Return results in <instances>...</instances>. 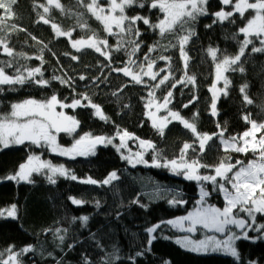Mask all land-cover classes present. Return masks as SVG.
Returning <instances> with one entry per match:
<instances>
[{
  "label": "trees",
  "instance_id": "trees-1",
  "mask_svg": "<svg viewBox=\"0 0 264 264\" xmlns=\"http://www.w3.org/2000/svg\"><path fill=\"white\" fill-rule=\"evenodd\" d=\"M45 2L46 0H17L13 5L15 17L9 23H14L26 31L12 32L9 46L16 52H24L27 57L32 58L17 57L13 67L7 68L6 71L15 74L16 68L21 65H27L29 68L40 66V61L35 57L40 55L41 48L47 45L43 51L44 60L47 61L43 65V71L44 78L50 80V85L41 88L34 83H28L24 86H15L16 91H7V86H4L5 91L0 93V114L9 112L11 103L26 98L45 99L55 94L64 103H71L74 98H78L82 100V104H87L88 102L80 95L87 94L92 102L101 106L112 122L101 121L90 107L64 109L58 107L59 111L75 116L80 121L79 134L75 135L74 139L84 133L115 136L116 126H119L136 137L153 141L164 158H177L183 142L194 140L193 134L184 129L179 122L173 121L165 129V135L161 137L151 127V121L144 114L148 89L143 85L130 83V78L123 76L122 73L110 72L108 67H102L108 61L93 49L85 48L77 52L71 47L67 37H56L51 24L39 21L37 13H42L43 9L34 7V3ZM60 2L66 10H70V13L52 8L47 14L52 23L60 25L64 30H74L73 39L85 37L90 34V30H95L101 38H107L110 45H115L117 37L108 36L103 32L102 25L83 7L78 6L77 0ZM222 7L219 0H210L208 5L210 12L218 11ZM127 12L129 15L140 13L149 16L153 21L161 15L158 10H149L147 7L131 8ZM234 18L235 24L224 21L213 24L211 28H206L205 25L212 24L214 17L206 16L198 20L195 25L197 36L186 46L191 58L188 73L196 76L197 87L178 85L174 89V100L169 105L170 109L180 111L185 118L192 117L193 113L198 111L197 127L202 133L218 132L216 127L218 122L221 127L226 128L225 138L242 134L250 128L242 119L244 114L251 113L252 119L258 123L264 122V53H251V46L246 56L242 58L245 71L226 73L231 84L227 97L221 96L218 101V116H211L209 111L211 93L208 88L214 80V64L207 54V49L215 47L230 54L237 52V40L243 39L237 34L238 26H241L242 22L238 14ZM78 21L87 27H79ZM137 26L143 32L140 39L144 41L142 52L138 55L142 56L143 52H147V46L156 41L168 45L169 40H172L171 36L161 38L158 31L149 29L142 22H138ZM233 34H237L236 39H232ZM32 36L37 39H31ZM172 42L175 43L174 40ZM161 54L172 57V72L179 79L182 75L183 62L179 59L178 49L170 48L163 51L157 48L152 56ZM72 55L79 59L72 60ZM12 59L0 52V61ZM113 59L126 61L127 57L123 52L113 51ZM112 66L121 65L113 63ZM157 67H166V62L157 61ZM80 75L86 76L87 79L81 81ZM52 76L65 77L72 82V87L63 85L58 80H51ZM94 77L100 79L93 82ZM104 77H107L106 81ZM144 79L148 80L147 77ZM244 84L248 85L246 91L253 100L251 105L243 102V94L239 92V88ZM193 93L199 96V100L186 109L182 108V104L187 103ZM163 94V88L157 90V97H162ZM142 97L144 99H141ZM163 115H166L165 110ZM114 141L118 143V138ZM59 143L69 147L73 142L63 134L59 135ZM129 143L133 146L138 141L132 140ZM222 148L219 138L214 137L208 142L205 152L199 155L200 162L215 166L226 155L232 157L230 161L232 163L237 159L247 163L253 158L252 153L247 156L232 151L226 153ZM28 154L40 155L54 165L63 164L79 178L91 176L100 181L110 172L116 171L120 179L105 186L84 185L63 177H59L55 185L48 183L44 176H33L32 184L3 180L4 176L18 169L19 163L26 161ZM152 154L154 153L149 150L145 158L150 160ZM197 155L198 153L194 154L189 150V158H196ZM200 174H214V170L201 168ZM199 185L196 181L185 180L182 175H174L168 169L150 166L133 168L127 161L121 159V155L111 145L96 149L94 156L75 159L53 155L47 149L34 147L30 143L11 146L0 150V208L16 204L18 212L16 219L0 218V252H4L3 258L7 259L8 253L5 249L9 246L14 245V251H19L24 246H33L34 252L20 258L23 264H57V261H60V264H85V257L91 264H103L108 254L114 251L119 258H114L113 264H163L164 261H170L171 264H249V261L264 264V240L237 241L236 246L241 254L239 261L226 255H196L180 248L173 241L162 238L153 242L150 251L146 250L149 247L148 235L144 229L161 220L175 219L195 210L199 206L197 204L200 199ZM205 189L210 193L205 198L207 203L222 208L224 206L222 194L213 191L211 183H207ZM70 196L83 199L86 203L80 206L73 205ZM173 197L186 203L172 206L168 200ZM134 199H139L142 204L147 205V209L133 204ZM97 200L101 204L100 208L95 207ZM85 215L90 217L87 226L82 225L79 219L72 222L74 217ZM240 216L245 217L244 213H240ZM257 222L264 223V217L257 214ZM55 228L68 230L63 245H60L59 241L54 239L53 232L49 231ZM168 232L170 231L163 229L162 226L156 235L163 237ZM249 235L255 237L259 233L250 231ZM69 245L73 247L69 248ZM137 251H143L145 254L133 262L129 257L135 256ZM49 253L52 255L49 256Z\"/></svg>",
  "mask_w": 264,
  "mask_h": 264
},
{
  "label": "snow or ice",
  "instance_id": "snow-or-ice-1",
  "mask_svg": "<svg viewBox=\"0 0 264 264\" xmlns=\"http://www.w3.org/2000/svg\"><path fill=\"white\" fill-rule=\"evenodd\" d=\"M17 0H0V52L13 58L9 61H0V93L5 91H16L15 86H24L28 83L45 88L50 85V80L44 78L43 65L47 63L44 60L43 51L47 48L44 45L41 48V54L35 59L40 61V66L29 68L27 65H21L16 68L15 74H9L6 69L12 68L17 57H27L24 52H16L10 47V39L12 32L26 31L19 28L14 23H9L15 17L13 5ZM210 0H77L78 6L83 7L87 13L95 18L102 25V31L108 36L117 37L115 45H110L107 38H101L95 30H90V34L85 37L73 39L74 30H64L60 25L52 23L47 14L52 8L59 9L61 12L68 11L62 5L60 0H46L45 3H34V7L43 9L42 13H37L39 21L44 24H51V28L56 37H67L71 43V47L77 52L87 48L93 49L96 53L108 61L102 67H108L110 72L122 73L123 76L130 78V83L135 85H143L148 89L147 100L144 104L145 116L151 121V127L163 137L165 129L173 121L179 122L184 129L189 130L194 140L192 142L185 141L177 158H164L160 151L156 149L153 141L136 137L126 129L116 126L115 136L93 135L92 133H84L74 139L69 147L62 146L58 142V135L65 133L69 136L77 134L80 121L75 116L67 115L63 111H57V107L77 108L90 107L94 110V115L101 121L112 122L105 115L99 104L92 102L91 97L87 94H80L87 104H82V100L74 98L71 103H64L53 94L50 98L35 99L26 98L20 102L10 104V111L0 114V149H7L11 146L24 145L29 142L37 147L49 149L52 153L59 156H67L70 159L76 157H86L96 155L98 145L113 146L118 153H121V159L127 161L129 165H145L154 168L168 169L174 175H182L185 180L201 182H210L213 191L223 193L224 206L222 208L209 205L206 197L210 195L203 185L200 187V199L197 201L199 205L195 210L189 211L187 215L180 216L176 219L161 220L160 222L148 226L144 231L148 235L147 245L150 246L158 238L171 239V237L156 235L163 225L171 226L181 232L194 234L200 228L212 233L226 234V238H218L217 235L204 234L202 239L193 238L191 235L177 237L174 241L176 245L185 251L196 254L222 253L226 256L235 258L236 261L241 259V254L236 246L237 241L255 242L256 240H264V223L257 222V214L264 217V122H257L252 119L251 113L244 114L242 119L250 125L248 130L242 134L231 135L225 138L226 128L221 127L217 122L218 132L209 134L198 131L197 121L199 112H194L192 117L185 118L178 110H172L169 105L174 100V89L178 85L192 88L197 87V78L195 75H189L188 66L190 56L186 50L189 42L197 36L195 25L201 17L212 16V24L205 25L211 28L213 24L229 21L235 24L234 17L238 14L241 20V26H238L237 34L243 37L237 40L238 50L235 54H230L226 50L209 47L207 54L211 57L214 64V80L208 91L211 93L209 111L211 116H218V101L221 96L227 97L231 80L226 73L245 71L242 58L246 56V52L264 53V0H219L223 6L218 11L210 12L208 5ZM149 10H158L161 14L156 21L150 19L149 16L140 13L129 15L127 10L131 8ZM229 9V10H225ZM246 13L248 15L246 16ZM82 15V14H81ZM38 21V22H39ZM138 22H142L153 31H158L161 38L172 37L168 45H162L160 41L147 46V52H143L142 56L138 55L142 52L144 41L140 39L143 35L142 30L137 26ZM81 28L87 27L86 24L79 23ZM237 34H233L232 39L237 38ZM31 39L36 40L35 36ZM43 43L42 41H38ZM258 44V46H257ZM157 48L168 51L170 48H176L179 52V59L183 62L182 75L177 79L172 72V57L163 54L156 57L152 56ZM113 51L123 52L127 57L126 61H114ZM65 55H69L65 53ZM72 60H78L79 57L72 55ZM157 61H165L166 67H157ZM113 63L121 66L113 67ZM23 69V70H21ZM161 73H164L161 75ZM147 77L148 80L144 78ZM81 81L87 77L80 75ZM94 77L93 82L99 80ZM51 80H58L61 84L72 87V82L63 76H52ZM107 77H104V81ZM101 81V82H104ZM148 81L154 83L149 84ZM222 82L223 86L218 87ZM127 87V84L125 85ZM247 84L239 88L243 102L247 105L253 104V100L247 94ZM164 89L162 97H157V90ZM122 90V89H121ZM116 95V93H113ZM141 99H144L143 97ZM199 96L193 93L187 103L182 104V108H188L196 103ZM152 109H155L153 111ZM161 110L166 111V115H157ZM143 126V121L141 122ZM257 133H261L257 138ZM218 137L220 144L223 145L226 153L231 150L235 153L247 156L252 153L253 158L245 161L237 159L235 163L230 162L232 157L226 155L218 165L209 166L202 164L199 155L205 152L208 142ZM118 138L119 143H114ZM129 140L138 141L140 151L132 152L128 146ZM128 150V154L124 155L122 150ZM152 151L150 160L146 159V154ZM189 150L197 154L196 158H189ZM201 168H213L214 174L202 175ZM33 174L45 176L48 183L55 185L59 177L78 181L84 185L105 186L111 185L113 181L119 180L116 171L110 172L106 178L98 181L91 176L79 178L73 171L66 168L63 164L54 165L51 161L42 160L40 155L28 154L26 161L19 163L18 169L12 174L4 176L2 179L6 181H16L17 183L25 182L32 184ZM230 186V187H229ZM179 193H177V196ZM73 205H83L86 203L83 199L69 197ZM133 204L139 205L141 208L147 209V205L142 204L139 199H134ZM172 206L186 203L182 199L173 197L168 200ZM95 207L100 208L101 204L97 200ZM17 205L12 204L10 207L0 208V218L10 217L17 218ZM240 213L246 214V217L240 216ZM119 218V215L117 216ZM79 219L82 225L87 226L90 219L89 216H81L73 218V223ZM187 222V226L185 225ZM239 229V232L233 231V227ZM53 232L55 240L63 245L67 235V229L55 228L49 229ZM259 233L258 236L252 237L249 232ZM59 246V245H58ZM14 245L9 246L5 251L8 253L7 259H4V252H0V264H23L20 259L27 253H32L35 248L31 245L22 247L19 251H14ZM69 248L73 245H69ZM145 253L137 251L135 256L129 259L135 262L137 257H142ZM49 256L52 253L48 254ZM118 259L117 253L108 254L103 264H113V259ZM85 264H91L87 257L84 258ZM60 264V261H57ZM163 264H171L170 261H164ZM249 264H258L257 261H249Z\"/></svg>",
  "mask_w": 264,
  "mask_h": 264
},
{
  "label": "rangeland",
  "instance_id": "rangeland-1",
  "mask_svg": "<svg viewBox=\"0 0 264 264\" xmlns=\"http://www.w3.org/2000/svg\"><path fill=\"white\" fill-rule=\"evenodd\" d=\"M248 14V13H247ZM223 86V84H222V82L218 85V87H222ZM153 111H155V109H152ZM57 111H59V109H58V107H57ZM163 111L164 110H161L157 115H159V116H163ZM150 121V120H149ZM66 135L67 137H68V139H70V140H72V142H74V136L75 135H77V134H79V127H78V129H77V134H73L72 136H69V135H67V134H65V133H60L59 135ZM59 135H58V142H59ZM82 135V134H81ZM259 135H261V133H257V138L259 137ZM79 136V135H78ZM132 140H129L127 143H128V146H129V148L131 149V151L132 152H136V151H140V149H138V143L137 144H133V146H131L130 145V143L129 142H131ZM25 143H29V142H25ZM114 143H115V141H114ZM118 143H119V140H118ZM19 146V145H18ZM34 147H37V146H35L34 145ZM66 147V146H65ZM222 147H223V145H222ZM38 148H43V147H38ZM224 148V147H223ZM222 148V149H223ZM45 149H47V148H45ZM0 150H3V149H0ZM51 154H53V155H56V154H54V153H52L49 149H47ZM225 150V149H224ZM228 151H231V150H228ZM122 152H123V154L124 155H127L128 154V150L127 149H125V150H122ZM118 154H120L121 155V153H118ZM59 156V155H58ZM42 157V156H41ZM60 157H67V156H60ZM87 157V156H86ZM42 160H45V159H43V158H41ZM47 161H49V160H47ZM131 166V165H130ZM137 166H144V167H147V166H145V165H136L135 167H137ZM132 167V166H131ZM135 167H133V168H135ZM172 173V172H171ZM33 176H43V175H37V174H33ZM45 177V176H44ZM32 179H33V177H32ZM207 183H210V182H201V183H199L200 185H199V198H200V187L203 185V187L205 188V185H207ZM230 187V186H229ZM206 190V189H205ZM222 194V197H223V193H221ZM223 200H224V198H223ZM217 207V206H216ZM245 215V218H247L246 217V214H244ZM185 216V215H184ZM176 219V218H175ZM185 225L187 226V222H185ZM233 227V231H237V232H239V229H235V227L234 226H232ZM198 228H199V230L196 232V233H194V234H189V233H185V232H181V231H179L178 229H174V228H172L171 226H167V225H163V229H165V230H168V231H170V232H168V233H166L164 236H168V237H171V239H167V240H170V241H175V239L177 238V237H181V236H184V235H191L193 238H196V239H202L203 238V236H204V234H208V235H217L218 236V238H221V239H223V238H226V234H219V233H212V232H208L207 230H205V229H202V228H200V226H198ZM175 234H174V233ZM178 246V245H177ZM196 254V253H195ZM210 254H217V255H224V254H222V253H207V254H199V255H210ZM197 255V254H196Z\"/></svg>",
  "mask_w": 264,
  "mask_h": 264
},
{
  "label": "water",
  "instance_id": "water-1",
  "mask_svg": "<svg viewBox=\"0 0 264 264\" xmlns=\"http://www.w3.org/2000/svg\"><path fill=\"white\" fill-rule=\"evenodd\" d=\"M103 147H104L103 145H98L96 149H101Z\"/></svg>",
  "mask_w": 264,
  "mask_h": 264
}]
</instances>
